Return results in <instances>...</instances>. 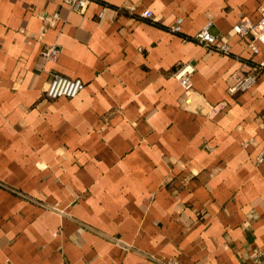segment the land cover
<instances>
[{
  "label": "crops",
  "instance_id": "obj_1",
  "mask_svg": "<svg viewBox=\"0 0 264 264\" xmlns=\"http://www.w3.org/2000/svg\"><path fill=\"white\" fill-rule=\"evenodd\" d=\"M262 12L264 0H95L82 14L0 0V264H261L264 72L226 90L264 56L232 26ZM207 23L230 55L193 40ZM187 62L185 93L173 73ZM53 74L84 88L50 100Z\"/></svg>",
  "mask_w": 264,
  "mask_h": 264
},
{
  "label": "built area",
  "instance_id": "obj_2",
  "mask_svg": "<svg viewBox=\"0 0 264 264\" xmlns=\"http://www.w3.org/2000/svg\"><path fill=\"white\" fill-rule=\"evenodd\" d=\"M63 3L69 8L71 12L82 14L88 8V6L95 0H62ZM102 12L98 17H102ZM142 18L151 19L152 13L149 10L144 11L141 14ZM59 16L53 14L46 16L45 21L48 26L58 22ZM182 20L178 19L175 24L170 28L172 33H179ZM210 23L203 26L194 36L195 40L202 49L207 51H213L221 55H230L231 48L227 43V40L223 37H218L210 31ZM232 33L241 38L247 39V48L256 56L260 53V47L264 48V12L256 21H252L247 17L240 19L236 24L232 26ZM59 56V48L56 45L45 47L41 50V57L45 62L53 63ZM247 70L243 73H233L227 79V93L234 95L240 92H246L250 90L255 84L262 72H264V56L258 62L247 63ZM195 68L190 63L181 64L173 73L174 79L179 83L182 90L185 93L191 92L193 89L192 77ZM84 88V85L79 79H72L64 77L60 74H53L49 82L46 84L44 95L50 100L58 98H75L79 92ZM264 99V95H263ZM264 156V151L262 152ZM263 156L259 158L263 160ZM251 258L255 261L260 260L261 264H264V250H253ZM170 264V263H169Z\"/></svg>",
  "mask_w": 264,
  "mask_h": 264
}]
</instances>
